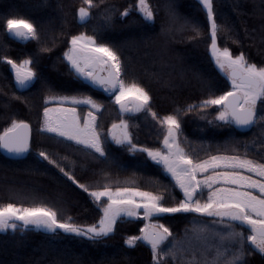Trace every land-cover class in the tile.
<instances>
[{"label":"trees","instance_id":"obj_1","mask_svg":"<svg viewBox=\"0 0 264 264\" xmlns=\"http://www.w3.org/2000/svg\"><path fill=\"white\" fill-rule=\"evenodd\" d=\"M137 2L93 0L89 22L80 25L79 8H87L83 0H0V57L7 55L17 62L33 59V71L50 81L62 82L69 77L60 57L71 34H95L109 43L126 45L123 50L128 64L125 84L144 86L153 97L152 108L160 118L178 114L183 127L181 146L186 152L205 159L208 154H217V146H220V154L247 155L249 159L264 162L261 159L264 157V122L242 133L234 125L225 129L209 128L199 110L182 111L206 98L209 80L217 87H222L226 81L207 51L210 32L196 35L187 27H181V21L187 19L205 28L206 16L198 0H175L180 17L176 22L169 17L170 0H147L155 13V23L143 27L133 23L139 19L136 11L121 17V13ZM213 4L219 26L218 45L229 47L233 54L243 53L250 62L264 66V0H213ZM108 16L113 17L111 25L106 20ZM6 18H22L33 23L40 32V39L24 41L6 35L3 28ZM121 19L128 23H121ZM194 73L208 80L201 83ZM41 89L42 83L33 80L29 90L18 92L14 72L9 65L0 62V132L9 126L11 119L22 118L31 123L35 133L37 113H42L43 98L49 94ZM88 94H94V98L103 103L98 123L101 131L106 132L113 122L119 121V106L98 88ZM124 118L136 142L162 147L165 129L150 114L132 111L125 113ZM207 119L213 116L208 115ZM37 140L59 157H67L62 163L85 183L140 187L163 196L168 204L175 203L172 197L182 198V193L174 187L175 182L161 166L149 161L147 166L137 167L136 162L144 160L142 155L132 157L113 144V157L121 166H106L74 144L59 143V138L37 137ZM43 164V167L36 165L32 155L11 160L0 153V207L8 203L18 207H48L63 219L71 217L78 223L93 222L98 210L90 202L86 205L87 194L67 181L58 169L46 162ZM86 206L87 213L84 212ZM194 215H166L160 222L178 238L191 225ZM144 223L146 221L142 220L120 223L111 238L93 243L62 232L48 233L34 226L24 229L18 222L15 231L0 233V264H151L149 245L140 242L129 247L124 244L128 236L140 234L139 228ZM245 259L248 264H264V256L258 252Z\"/></svg>","mask_w":264,"mask_h":264},{"label":"snow or ice","instance_id":"obj_2","mask_svg":"<svg viewBox=\"0 0 264 264\" xmlns=\"http://www.w3.org/2000/svg\"><path fill=\"white\" fill-rule=\"evenodd\" d=\"M83 3L87 8H79L81 22L90 17L93 0H83ZM198 3L206 16L205 28L187 19L181 21V27H187L196 35L202 31L210 32L207 51L210 52L211 62L226 77V81L222 87H217L209 80L206 98L182 111H201V119L213 129L231 128L233 125L250 127L264 122V66L250 62L243 53L233 54L229 47L219 46V26L213 0H198ZM176 8L175 0H170L169 17L172 22L180 20ZM133 11L139 13V19L133 21L137 27L155 23V13L147 0H138L134 6L130 5L121 17H128ZM106 20L111 25L113 17L108 16ZM120 22L128 23L123 19ZM3 28L6 35L19 40L40 39L37 27L26 19L6 18ZM65 46L60 59L68 69L69 80L62 82L50 81L33 71V59L17 62L7 55L0 57V62L11 67L16 85L20 88L37 80L42 83L41 90L49 93L43 98L42 113H37L35 133L29 121L11 119L9 126L0 132V150L18 157L32 155L36 165L43 167V162H46L58 169L67 181L87 194L85 203L90 202L98 210L97 218L90 223H78L71 217L61 218L52 208L18 207L8 203L0 207V233L10 229L15 231L19 222L24 229L34 226L48 233L62 232L96 243L111 238L120 223L142 220L147 223L139 228L140 234L128 236L124 244L129 247L140 242L149 245L151 264H178L175 243L164 251L166 242L171 243L174 237L160 218L195 214L211 218L213 224L224 225L226 235H216L231 242V257L213 261L212 264H248L246 256L256 252L264 256V162L249 159L247 155L220 154V146H217V154H208L205 159L186 152L181 146L183 127L178 114L160 118L152 108L153 97L144 86L125 84L128 64L123 50L126 45L109 43L95 34L80 32L71 34ZM194 76L201 83L208 80L199 73H194ZM94 88L102 89L110 96L111 102L119 106L120 119L113 122L106 132L101 131L98 123L103 103L95 99L94 94H88ZM130 104H134V108L129 107ZM208 109L213 111L208 112ZM132 111L148 113L164 127L162 147L145 146L134 140L129 122L124 118L125 113ZM208 115H212L213 119H207ZM37 137L59 138L58 142H67V146L74 144L78 150L90 154L97 163L106 166H121L113 157V144L132 157L142 155L144 160L136 162L137 167L147 166L149 161L161 166L175 182L174 187L182 193V198L172 197L175 203L168 204L163 196L140 187L85 183L62 163L67 157L54 154L40 144ZM88 211L86 206L84 212ZM241 226H246L247 232ZM188 264L209 262L193 256Z\"/></svg>","mask_w":264,"mask_h":264},{"label":"rangeland","instance_id":"obj_3","mask_svg":"<svg viewBox=\"0 0 264 264\" xmlns=\"http://www.w3.org/2000/svg\"><path fill=\"white\" fill-rule=\"evenodd\" d=\"M129 107L134 108V104H130ZM168 176L170 177V175ZM201 229H206V231L201 232ZM244 230L247 231V229ZM217 233L226 235L225 226L213 224L211 218L194 215L191 225L185 229L183 235L178 238L173 236L174 239L171 243L166 242L164 251H168L175 243L177 245L176 257L178 264H188L193 256L198 259H206L209 264L216 260L223 261L231 257L233 248L230 241L227 239L221 240L216 235ZM202 237H207V239H202ZM190 244L191 248L189 247ZM184 249H188V251L186 252Z\"/></svg>","mask_w":264,"mask_h":264},{"label":"water","instance_id":"obj_4","mask_svg":"<svg viewBox=\"0 0 264 264\" xmlns=\"http://www.w3.org/2000/svg\"><path fill=\"white\" fill-rule=\"evenodd\" d=\"M90 17H91V15H90ZM90 17H89L86 21L81 22V21L79 20L78 15H77V21H78V23H79L80 25H83V24H86L87 22H89ZM10 37H12V36H10ZM12 38H14V37H12ZM14 39H16V38H14ZM31 84H32V83H29V84L27 85V87H25V88H20L18 85H16V82H15L16 90H17L18 92H25V91H27V90L30 89ZM98 89H99V88H98ZM99 90H101V91L103 92L102 89H99ZM105 95H107L108 97H110L107 93H105ZM234 127H235L236 130H238L239 132H242V133L250 132V131L252 130V128H253V126H250V127H236L235 125H234ZM0 153H1L3 156H5L6 158L11 159V160H22V159H25V158L28 156V155H25V156H22V157H18V156H15V155L9 154V153H7L6 151H3V150H0Z\"/></svg>","mask_w":264,"mask_h":264}]
</instances>
